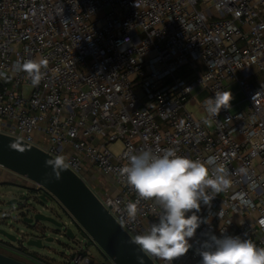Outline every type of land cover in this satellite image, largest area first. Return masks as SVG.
I'll use <instances>...</instances> for the list:
<instances>
[{"label": "built area", "instance_id": "built-area-1", "mask_svg": "<svg viewBox=\"0 0 264 264\" xmlns=\"http://www.w3.org/2000/svg\"><path fill=\"white\" fill-rule=\"evenodd\" d=\"M41 58L48 67L33 87L14 65ZM0 73V132L65 156L93 191L92 172L108 178L111 186L94 192L133 239L161 209L140 200L129 222L126 205L139 198L119 175L125 154L173 148L193 160L216 157L232 181L210 206L201 203L197 215L209 222L174 264H200L210 235L264 247V0H0ZM234 84L245 107L222 109L210 129L203 101ZM195 104L204 120L189 110ZM65 212L62 235L68 224L79 233L71 229L77 249L66 264H98L89 250L98 245Z\"/></svg>", "mask_w": 264, "mask_h": 264}, {"label": "clouds", "instance_id": "clouds-1", "mask_svg": "<svg viewBox=\"0 0 264 264\" xmlns=\"http://www.w3.org/2000/svg\"><path fill=\"white\" fill-rule=\"evenodd\" d=\"M47 67V59H28L18 61L14 70L25 73L35 87L44 78ZM232 99L231 91H216L214 96L206 98L203 101L207 114L205 122L216 118L222 109H229ZM125 158L127 162L120 168L119 175L139 198L126 205L129 222L136 220L140 200L153 201L161 209L158 220L145 233L136 235L133 243L143 254L165 264H174L192 249L189 241L201 224L209 222L197 215L201 203L210 206L219 193L229 189L232 185L230 174L216 157L193 160L179 155L173 148L160 152L151 149L129 151ZM45 165L52 168L56 180H60L61 171L70 166L63 155L45 161ZM238 172L247 174V169L241 167ZM197 254L201 257L200 264H264V247L240 236L218 238L210 235L202 242ZM137 259L143 264L142 257Z\"/></svg>", "mask_w": 264, "mask_h": 264}, {"label": "water", "instance_id": "water-1", "mask_svg": "<svg viewBox=\"0 0 264 264\" xmlns=\"http://www.w3.org/2000/svg\"><path fill=\"white\" fill-rule=\"evenodd\" d=\"M50 159L54 157L40 148L0 132V167L50 192L113 264H140L138 256L143 258V264H155L148 255L139 251L131 235L116 221L80 176L67 168L61 171V179L56 180L52 168L45 165V161ZM13 204L14 202L9 203ZM34 220L51 223L58 228L63 226L53 217L42 213L35 215L30 222ZM30 231L26 247L36 249L34 252L45 249L41 238V232L44 231L37 228ZM0 236L11 241L16 240L14 235L2 228ZM61 236L70 240L75 237L71 229H67L66 234ZM44 241L51 243L54 239L47 238ZM0 264L27 263L0 253Z\"/></svg>", "mask_w": 264, "mask_h": 264}, {"label": "rangeland", "instance_id": "rangeland-1", "mask_svg": "<svg viewBox=\"0 0 264 264\" xmlns=\"http://www.w3.org/2000/svg\"><path fill=\"white\" fill-rule=\"evenodd\" d=\"M225 91H231L232 93L233 99L231 101V105L241 102L240 107H237V109L245 107L246 103L244 102V95L237 85H230L225 89ZM205 97H207L206 93L201 94L197 96V101L202 102ZM189 110L195 113L198 119H205V116L198 111L197 104L189 105ZM206 123L210 129L213 128V124L211 121L208 120V122ZM121 147V143L118 142L112 146L111 150L114 153H118L119 151H121ZM90 178L94 182V186L92 185V187L94 189L98 188L100 192H104V190L108 188V186H111V181L108 178L101 176L97 172H92L90 174ZM28 181L29 180L10 173L4 168L0 167V209H2V213L0 214V227L7 231L12 230L18 235H26V237L30 235L29 233L31 231L27 229L25 223H23L22 218L19 217V215L21 214L19 209L13 205H9V202L11 201L10 199L18 197L21 193L29 194V191L26 190V185H30ZM94 191H96V189ZM52 205L54 209L59 213L61 220L63 222L69 223L70 218L67 214L62 212L60 204L57 201H54ZM40 206L41 205L39 203H36L32 213H37L39 211H43L46 213V211L43 210ZM46 214H48V211ZM39 224L40 226L47 225L48 227H51L49 223L47 224L44 222H40ZM40 226H38V228L41 231L42 226ZM68 227L75 232L76 236L79 235L74 225L68 224ZM17 230H19V232ZM78 240H83V238L78 237ZM85 242L86 241H83V244H85ZM46 245L49 247H46L43 250H38L39 254L48 256L50 259L54 260L56 264H66V257L70 256L73 251L77 249V243L75 241H71L70 239L62 236L56 237V240L54 242L46 243ZM31 250L34 251L36 249L33 248ZM89 250L90 255L95 258L96 261H98V264H113L107 256L103 255L104 253L101 252L100 248L91 246Z\"/></svg>", "mask_w": 264, "mask_h": 264}, {"label": "flooded vegetation", "instance_id": "flooded-vegetation-1", "mask_svg": "<svg viewBox=\"0 0 264 264\" xmlns=\"http://www.w3.org/2000/svg\"><path fill=\"white\" fill-rule=\"evenodd\" d=\"M9 172V171H8ZM11 173V172H10ZM18 176V175H17ZM30 185H26V190L29 191L28 193H21L18 197H14L10 199V202H14L13 206L17 207L21 214L19 217L22 218L23 223H25V226L28 230L32 229H39L38 226H40L39 221H33L35 215L38 213H42L48 216L53 217L55 220H57L59 223H62L63 221L60 218L59 213L54 209L53 202L56 201L54 198H52L50 195L46 194L42 189L38 188V186L30 181H28ZM89 182L94 186V182L92 179H89ZM96 191L100 192L98 188H95ZM102 192V191H101ZM9 202V203H10ZM36 203H39L41 208L43 210L48 211V214H46L43 211H39L37 213H32L34 206ZM38 205V204H37ZM61 206V205H60ZM62 212H65V210L61 206ZM2 213V209H0V214ZM48 224V223H47ZM51 227H48L47 225H41L42 230L41 232V238L43 240L44 247H49L45 243V239L52 238L54 241L56 240V237L62 235V228H58L54 226L53 224L49 223ZM40 226V227H41ZM1 228V227H0ZM3 229V228H2ZM19 232V230H17ZM12 235L16 237L15 241H11L3 236H1L0 239V253L7 255L11 258L17 259L19 261H22L27 264H44L48 261V256L40 255L39 252H34L30 248L26 247V243L28 240V237L26 235H18L17 233L11 231ZM24 232V231H23ZM52 243V242H51ZM48 257V258H47ZM47 258V259H46ZM40 259V260H39ZM45 259V260H42Z\"/></svg>", "mask_w": 264, "mask_h": 264}, {"label": "trees", "instance_id": "trees-1", "mask_svg": "<svg viewBox=\"0 0 264 264\" xmlns=\"http://www.w3.org/2000/svg\"><path fill=\"white\" fill-rule=\"evenodd\" d=\"M100 264V263H99Z\"/></svg>", "mask_w": 264, "mask_h": 264}]
</instances>
